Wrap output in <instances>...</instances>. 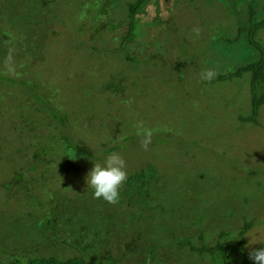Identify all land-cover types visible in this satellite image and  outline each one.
I'll return each mask as SVG.
<instances>
[{
  "label": "rangeland",
  "instance_id": "rangeland-1",
  "mask_svg": "<svg viewBox=\"0 0 264 264\" xmlns=\"http://www.w3.org/2000/svg\"><path fill=\"white\" fill-rule=\"evenodd\" d=\"M133 1L0 0V260L142 264L135 239L161 264H253L191 246L264 242V105L242 121L249 73L217 80L258 57L235 39L264 0H145L129 17ZM113 151L127 176L155 167L140 203L93 198L86 176Z\"/></svg>",
  "mask_w": 264,
  "mask_h": 264
},
{
  "label": "trees",
  "instance_id": "trees-1",
  "mask_svg": "<svg viewBox=\"0 0 264 264\" xmlns=\"http://www.w3.org/2000/svg\"><path fill=\"white\" fill-rule=\"evenodd\" d=\"M145 0H135L131 3H129V17H133L137 10L141 7ZM103 12V10L101 11ZM255 11L251 7L250 12V23L248 25H243L239 27V35L235 40L239 41L241 39L240 34L243 32H246V40L250 46H252L257 52H259V55L256 59L238 66L235 72L231 73H225L223 75H220L217 80H228L232 79L233 77L242 76L244 73H249L250 75V95H251V114L249 116H240V119L244 122H251L255 125H260L257 116L259 115L260 108L264 105V48L262 47L259 39H258V32L261 28L264 27V18L259 20H253ZM101 14V13H100ZM111 27H115V24L113 22H109V25ZM134 22L131 23V27L129 30V35L132 32H136L134 30ZM138 27V26H136ZM142 32V31H141ZM137 33V32H136ZM5 35L8 33H4ZM236 41V42H237ZM131 59L132 57H128ZM110 85V84H106ZM166 141V140H165ZM66 152L68 151L67 155L69 156L71 154L72 158H79V155L75 154L73 147L68 146L66 147ZM74 153V155L72 154ZM67 156V157H68ZM75 156V157H74ZM62 164V163H61ZM156 175L155 167L151 164L148 166L142 168L140 171L134 172L127 176V180L125 183H123V189H119V199L118 202H123V197H126L129 199V197H135L136 203H140L142 199L150 194V190L148 188H145V186L149 187L148 180L152 177L154 178ZM37 178V177H36ZM32 179V180H39V179ZM41 179V178H40ZM35 183V182H34ZM7 188H9V185H5ZM130 200V199H129ZM130 203V202H129ZM138 207L136 209H133L131 211L130 215H132L131 218H135L137 216ZM129 215V216H130ZM252 226V223H245L242 227V230L239 232L241 236L244 235L245 231ZM225 234L221 233L220 236H223ZM131 246L128 248V252H131L133 254V250L135 248L138 249V252L141 257V263L142 264H161L158 260L155 259V252L152 250L151 245H146V243L139 244L135 239L132 241ZM188 244H191L190 241L187 242ZM264 246V242L260 243L259 247ZM191 250L200 252L201 255L204 253L210 254L212 257L215 256L216 253L219 251L222 252H228V253H235L240 252L243 256L244 260L247 262L252 261L249 259V252L242 248L241 242L236 244L235 246H222L220 241H217L215 245H205L202 244L201 247H194L191 246ZM0 264H87L84 256L75 255L72 257L67 258H59L54 255H47V256H34L29 257L27 259H21L19 256H12L5 260H0Z\"/></svg>",
  "mask_w": 264,
  "mask_h": 264
},
{
  "label": "clouds",
  "instance_id": "clouds-1",
  "mask_svg": "<svg viewBox=\"0 0 264 264\" xmlns=\"http://www.w3.org/2000/svg\"><path fill=\"white\" fill-rule=\"evenodd\" d=\"M198 32V29H194ZM216 75L213 69H205L201 79L210 81ZM136 135L141 136V146L147 148L151 143L152 129L138 121L135 125ZM74 155V153L72 152ZM127 180L125 160L118 152L109 153L102 163H94L86 176L87 186L92 189L93 198L102 199L108 203H115L119 199V188ZM249 259L253 264H264V246L253 248L249 252Z\"/></svg>",
  "mask_w": 264,
  "mask_h": 264
}]
</instances>
